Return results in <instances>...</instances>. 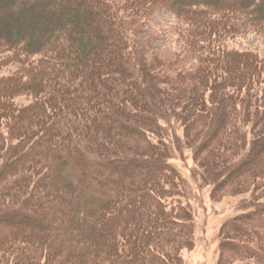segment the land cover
Returning a JSON list of instances; mask_svg holds the SVG:
<instances>
[{
	"label": "trees",
	"instance_id": "1",
	"mask_svg": "<svg viewBox=\"0 0 264 264\" xmlns=\"http://www.w3.org/2000/svg\"><path fill=\"white\" fill-rule=\"evenodd\" d=\"M167 11L184 46L154 55L138 27ZM256 30L264 0H0V264H190L165 98L230 186H264V54L232 46ZM250 205L225 226L230 264H264Z\"/></svg>",
	"mask_w": 264,
	"mask_h": 264
},
{
	"label": "rangeland",
	"instance_id": "2",
	"mask_svg": "<svg viewBox=\"0 0 264 264\" xmlns=\"http://www.w3.org/2000/svg\"><path fill=\"white\" fill-rule=\"evenodd\" d=\"M173 19V13L167 11L162 18H158L156 23L149 26L143 23L138 27L142 40L150 45L154 55L161 52L172 55L182 50L184 40L181 34L175 28L172 29L171 25L169 26ZM232 46L264 54V33L257 30L249 32L234 39ZM9 69L10 71L16 70V67ZM20 99L23 102H30L33 97L27 95ZM170 99L165 98L166 105L163 110L167 139L172 150L170 161L181 171L184 183H186L187 200L194 203L199 223L198 244L186 251L187 258L190 264H230L228 263L230 256L228 245L236 244L232 243L234 239L229 235L228 228L225 226L230 219L251 209L250 204L264 200V186H230L231 177L224 173L223 166L212 165L197 155V148H203V143L209 139L211 133L205 130L206 136L194 142L189 136L185 118ZM212 104L214 103L207 105V108L210 109ZM181 110L187 112L185 107ZM247 128L251 132V137L255 138L253 125ZM263 144L260 143L259 147H264ZM252 146L253 144L249 148L251 149ZM249 148L246 151L247 154ZM262 155L264 156V151ZM242 165L245 167L251 165L249 158L233 165V168L237 169ZM244 261L239 257L231 264H242Z\"/></svg>",
	"mask_w": 264,
	"mask_h": 264
}]
</instances>
